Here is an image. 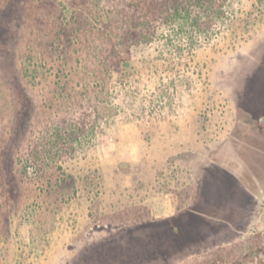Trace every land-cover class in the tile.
<instances>
[{
  "label": "rangeland",
  "instance_id": "obj_1",
  "mask_svg": "<svg viewBox=\"0 0 264 264\" xmlns=\"http://www.w3.org/2000/svg\"><path fill=\"white\" fill-rule=\"evenodd\" d=\"M234 9L180 52L140 0H0V264H264V0Z\"/></svg>",
  "mask_w": 264,
  "mask_h": 264
},
{
  "label": "trees",
  "instance_id": "obj_2",
  "mask_svg": "<svg viewBox=\"0 0 264 264\" xmlns=\"http://www.w3.org/2000/svg\"><path fill=\"white\" fill-rule=\"evenodd\" d=\"M140 1L143 12L139 18L142 40H153L158 36V30L162 29L161 37L166 45L180 52L187 46L192 48L197 45L202 37L211 39L216 30L221 32L236 17L235 0ZM5 235L6 232L0 231V239H5Z\"/></svg>",
  "mask_w": 264,
  "mask_h": 264
}]
</instances>
